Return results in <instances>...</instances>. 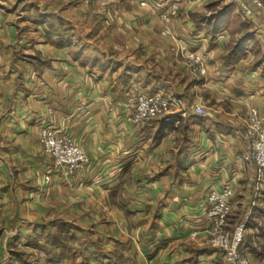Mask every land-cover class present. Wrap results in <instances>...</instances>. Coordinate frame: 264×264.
Segmentation results:
<instances>
[{"label":"crops","instance_id":"obj_1","mask_svg":"<svg viewBox=\"0 0 264 264\" xmlns=\"http://www.w3.org/2000/svg\"><path fill=\"white\" fill-rule=\"evenodd\" d=\"M172 1L114 0L106 15L127 24L106 41L92 27L79 33L74 17L89 8L79 0H0V239L9 248L65 223L131 240L138 264H221L188 234L209 192L233 182L229 228L244 224L242 248L264 260V174L243 160L250 108L264 118V11L248 19L234 1L175 0L180 18L163 37ZM176 41L204 57L205 74L185 73L169 51ZM142 93L179 98L189 112L199 103L206 114L178 128L162 119L135 126L127 117ZM47 126L90 159L70 177L54 169L51 184L54 161L40 143Z\"/></svg>","mask_w":264,"mask_h":264},{"label":"built area","instance_id":"obj_2","mask_svg":"<svg viewBox=\"0 0 264 264\" xmlns=\"http://www.w3.org/2000/svg\"><path fill=\"white\" fill-rule=\"evenodd\" d=\"M84 4L89 5L93 0H81ZM242 13L248 19H253L255 14L261 8L260 0H235ZM145 5V3H142ZM180 12V5L177 1L169 4L167 12L164 13L163 19L166 23L170 22L174 16ZM170 31L166 30L163 35H168ZM177 50L184 54L189 60L190 67L201 74L206 73L204 57L198 52H189V45L183 42H177ZM190 113L204 115L205 108L194 103L191 111L183 107L182 100L176 97H164L160 94H139L134 101L133 111L128 115L127 120L135 126L147 125L155 119H162L165 123L174 125L178 128L183 119ZM245 136L248 140V150L243 155V160L251 164L261 176L264 174V118L261 116L259 109L251 107L248 112V124L245 129ZM40 143L46 156L53 159V168L50 169L45 177L44 182H52L54 174L57 177L73 176L78 171L89 165L90 159L87 151L83 146L78 144L70 135L61 130L47 126L42 130ZM234 195V184H226L222 191L211 190L204 205V213L201 223L194 230L197 234H223V229L227 223L228 215L232 209V198ZM245 225L239 226L233 243L227 246V249L215 245L210 249L218 253L227 264L234 263L238 258L239 246L244 242ZM225 238L224 236H220ZM228 243L226 239L222 241ZM240 264H245L241 262ZM248 264V263H247Z\"/></svg>","mask_w":264,"mask_h":264},{"label":"rangeland","instance_id":"obj_3","mask_svg":"<svg viewBox=\"0 0 264 264\" xmlns=\"http://www.w3.org/2000/svg\"><path fill=\"white\" fill-rule=\"evenodd\" d=\"M94 1L96 3V0H93L91 4L86 5L79 0V2L85 7L89 6L88 9L86 8L85 12L88 10L91 11L92 7L90 6ZM104 1H106L105 4H98L96 6L100 7V9L102 8L100 10L101 12L91 13L87 16L84 15L85 12H81V15L74 17L79 26L80 34H86L87 31H85V27H92L93 31H96L92 34L94 36L93 38H96L98 35L101 40H113L111 32L117 30L119 25L127 24L125 17L121 15H106L107 7H113L112 4L114 3V0ZM230 1H234L236 4L235 0ZM260 1L262 4L260 11H264V0ZM214 5L215 8L219 7L222 9L226 6L224 3H217ZM180 13L181 12L174 16L168 23L163 19L164 13L160 16L159 22L165 27L164 30L161 31V36L166 37V35H163V32L166 30L169 31L170 24L172 21L180 18ZM100 31L101 33H98ZM113 37L115 40L116 38L118 40L120 39V36L118 35ZM167 37H172L171 32H169ZM177 42L179 41L171 43L169 47L170 53L177 56L176 59H178V61H182L185 73L189 74L190 78L197 79L196 77L202 74L190 67L189 60L184 57V54L177 50ZM189 52L195 51L189 49ZM232 211L233 209H231V212L228 215L227 223L223 229L222 235L212 233L202 236L193 231L188 234L189 241L196 245H202L208 248L218 245L224 250L227 249V246L233 243V239L235 238L239 226L242 225L239 223L233 228H229L230 224L228 220ZM220 236H224L225 238ZM226 239L229 240L228 243L222 242ZM5 240L3 238L0 239L2 248H4V251H7L5 256H0V264H138L136 256L134 257L133 254H130V252H132L131 240H129L130 243L123 240L117 241L115 239L103 241L99 238V233H97V231L90 229L85 230L81 226L74 224L60 223L58 225H53L51 223H46V225L41 226L38 232L34 233L28 240H23L16 244V246L14 245L10 248L9 245L7 246L8 241ZM238 249L239 252L238 258L235 261L236 264H240L243 261L245 264H264V260H256L252 254L245 252L242 245L239 246ZM182 251L181 259L187 258L189 256L188 249L184 247ZM221 264L227 263L222 259ZM230 264L234 263L230 262Z\"/></svg>","mask_w":264,"mask_h":264}]
</instances>
